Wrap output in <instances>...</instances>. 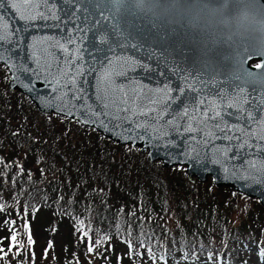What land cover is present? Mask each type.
<instances>
[{"label": "water", "instance_id": "obj_1", "mask_svg": "<svg viewBox=\"0 0 264 264\" xmlns=\"http://www.w3.org/2000/svg\"><path fill=\"white\" fill-rule=\"evenodd\" d=\"M0 65L40 113L264 208V0H0Z\"/></svg>", "mask_w": 264, "mask_h": 264}, {"label": "trees", "instance_id": "obj_2", "mask_svg": "<svg viewBox=\"0 0 264 264\" xmlns=\"http://www.w3.org/2000/svg\"><path fill=\"white\" fill-rule=\"evenodd\" d=\"M61 225L69 227L63 237ZM0 248V264H15L14 252L28 262L36 250L39 259L51 250L63 254L57 264H75L76 248L95 264H172V254L183 264H225L232 250L264 249V208L211 179L190 181L183 167L149 162L136 146L40 113L9 89L0 65Z\"/></svg>", "mask_w": 264, "mask_h": 264}, {"label": "rangeland", "instance_id": "obj_3", "mask_svg": "<svg viewBox=\"0 0 264 264\" xmlns=\"http://www.w3.org/2000/svg\"><path fill=\"white\" fill-rule=\"evenodd\" d=\"M60 229L62 232V237L64 236V234H66V233L68 234V232H69L68 231L69 227H67L66 225H61ZM249 240H251V238ZM252 244L253 243H251V245ZM36 252L40 255V252L38 250H36ZM231 252H235V256L232 253H230L228 256V262H225V264H264V249L261 251H255V250H253L251 252L248 251L246 254H244V253H242V251H238V250H232ZM237 252H240L239 253L240 257H236ZM38 254H36V253L31 254L32 259L29 258L30 260H32V262H34V264H57L58 259L62 258V255H63V254H58V253L54 254L51 250H49L48 252H46V255H47L46 258H40L39 259ZM195 254L197 256H200V257H207L206 256L207 254L204 251L203 252L201 251V253L199 251H196ZM172 255L173 256H171V254H170V256L172 258V262H171L172 264L173 263L183 264L180 257H178L174 254H172ZM9 258L15 264H21V263L33 264L31 261H29V259H28V262L25 260L23 262H20L21 259L18 261V257L15 256V252L13 254H11L9 256ZM74 258H75V264H95V261H92V255L89 254L88 256H85L83 253V256H82V252L79 248L75 249ZM88 260H90V261H88ZM204 263L205 264H222L218 258H213V257H209V258L207 257V259Z\"/></svg>", "mask_w": 264, "mask_h": 264}, {"label": "snow or ice", "instance_id": "obj_4", "mask_svg": "<svg viewBox=\"0 0 264 264\" xmlns=\"http://www.w3.org/2000/svg\"><path fill=\"white\" fill-rule=\"evenodd\" d=\"M13 223H15V222L13 221ZM26 226H27V225H26ZM84 235H87V233H84ZM11 240L13 241V243L10 245L9 250H11L12 247H15L16 236H15V235H12V236H11ZM29 243H32L31 235H30V234H29ZM95 243H96V244H99V241L97 240V241H95ZM51 247H52V244H51V242H49V248H51ZM18 251H19V250H18ZM88 251H89V252H92V251H93V247H92L91 244H90L89 247H88ZM0 252H4V249H3V248H0ZM46 252H47V250H46ZM5 254H7V253H5Z\"/></svg>", "mask_w": 264, "mask_h": 264}, {"label": "flooded vegetation", "instance_id": "obj_5", "mask_svg": "<svg viewBox=\"0 0 264 264\" xmlns=\"http://www.w3.org/2000/svg\"><path fill=\"white\" fill-rule=\"evenodd\" d=\"M260 64H261L260 60H251L249 62V65L252 68H257V67H259Z\"/></svg>", "mask_w": 264, "mask_h": 264}]
</instances>
